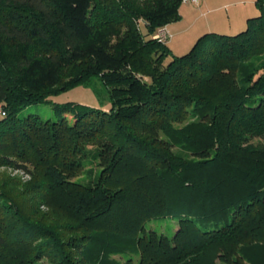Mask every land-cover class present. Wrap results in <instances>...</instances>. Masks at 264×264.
Here are the masks:
<instances>
[{"label": "trees", "instance_id": "16d2710c", "mask_svg": "<svg viewBox=\"0 0 264 264\" xmlns=\"http://www.w3.org/2000/svg\"><path fill=\"white\" fill-rule=\"evenodd\" d=\"M182 3L0 0V264H264V0L175 55Z\"/></svg>", "mask_w": 264, "mask_h": 264}, {"label": "rangeland", "instance_id": "374dc122", "mask_svg": "<svg viewBox=\"0 0 264 264\" xmlns=\"http://www.w3.org/2000/svg\"><path fill=\"white\" fill-rule=\"evenodd\" d=\"M180 19L168 26V45L173 54L187 53L197 39L207 32L234 35L247 28L248 18L260 14L257 0H190L184 1L180 6ZM99 94L94 90V85L89 87L79 86L68 92L56 96L53 102H79L92 107L109 109L106 89L100 84ZM29 113L40 114L43 118H55L52 104H32L23 109L19 115ZM8 173L23 179L28 176L23 171L11 168H0V177ZM48 264V263H47Z\"/></svg>", "mask_w": 264, "mask_h": 264}, {"label": "built area", "instance_id": "2783aa9c", "mask_svg": "<svg viewBox=\"0 0 264 264\" xmlns=\"http://www.w3.org/2000/svg\"><path fill=\"white\" fill-rule=\"evenodd\" d=\"M184 1L188 2L190 0H183V2ZM193 1H198V0H193ZM155 38H157L158 40H160L162 42H168L169 32H168L167 26L159 29L158 32L155 35Z\"/></svg>", "mask_w": 264, "mask_h": 264}, {"label": "crops", "instance_id": "0c3cea01", "mask_svg": "<svg viewBox=\"0 0 264 264\" xmlns=\"http://www.w3.org/2000/svg\"><path fill=\"white\" fill-rule=\"evenodd\" d=\"M169 25H170V24H169ZM169 25H167V28H168Z\"/></svg>", "mask_w": 264, "mask_h": 264}]
</instances>
